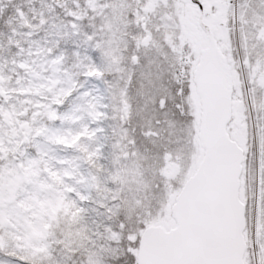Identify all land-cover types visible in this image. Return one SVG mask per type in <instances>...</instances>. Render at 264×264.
I'll list each match as a JSON object with an SVG mask.
<instances>
[{"label": "rangeland", "instance_id": "374dc122", "mask_svg": "<svg viewBox=\"0 0 264 264\" xmlns=\"http://www.w3.org/2000/svg\"><path fill=\"white\" fill-rule=\"evenodd\" d=\"M211 1L196 0L195 2H199L203 10L207 11L212 7ZM216 1H224V5L215 10L216 14L210 13V16L205 18V23L214 32L220 50L228 54V62L231 65L238 64L240 69L239 75L232 71L234 96L232 97V125L229 133L244 151L247 150L246 166L249 169L252 158L259 162L262 150L260 146L262 135H259L254 127L251 108L255 101V89L260 90L259 94L263 95L261 98L264 99V56L255 64L253 74H249L251 82L254 83L251 89L246 84L248 77L245 78L243 67L250 54L264 55V0ZM195 2L190 0H106L105 6H99L96 3L95 6L99 7L97 18L101 22L97 29L99 31L104 29L110 34L105 45L103 39L102 41L92 39L93 36L102 38L101 32L91 35L83 33L74 23H50L51 45L45 50V62L41 66L43 71L50 70V76L47 77V74H44L43 78L36 76L35 88L47 100L43 102L44 104L40 103L42 104L40 108L43 109L41 115L50 116L51 120L57 119L58 123L55 127L42 128L43 124L38 119L37 111H35L36 119L31 131L26 125L19 127L18 115L23 112L13 103V93H22L23 90L20 86H8L7 81L10 77L0 78V96L7 101L5 108H0V113L2 117L6 114L9 118L7 129L10 131V140L17 135V131L14 132V130H20L22 138L29 139L30 135L34 138L33 154L20 147L19 154L22 160L20 158L16 162H11L7 168L0 166V251L5 255L0 257H11L6 256V253L14 252L33 256L42 249L48 222L55 216L57 210L65 208L63 204L68 206L75 199L87 196L86 185L90 176L88 165L92 160H97L103 150L109 148L111 150V135L113 136L116 131L113 123L117 119L127 118L132 112L128 103L126 86L119 88L116 86L117 92L113 96L112 87L103 79L105 67L103 55L108 57L111 54L117 55L116 51L119 49H115L113 45L112 34L115 28H118V23L120 24L118 20H122L121 17L124 16L128 17L130 9L133 10L134 18L123 19L121 26L134 24L137 30L140 29V24L144 26L146 33L139 34L138 31L137 44H140L142 39V43L143 40H148L151 45L142 51L143 56L167 57V53L161 50L162 42L171 47L170 43L177 41V49L174 50L172 46L171 51L169 50L173 58L172 66L175 63L176 66L173 74L167 77L170 80L175 78L178 83L184 81L185 73H187L185 67L190 63L195 64L192 56L197 58L205 42L202 32L196 28L199 10ZM212 17L216 20L213 21ZM228 18L232 19L231 26L222 30L220 27L222 20L229 21ZM62 39H69L79 55L77 60L73 61L74 63L63 62L68 56L66 53L49 51ZM99 44L104 47L100 48L101 52L97 51ZM233 47L237 63L230 55ZM131 58L133 56L129 58L130 61ZM237 85L242 87V94ZM69 91L72 93L67 94ZM188 92L187 106L192 117L190 130L193 134L189 133L182 142H178L181 145L179 150L173 147L170 165L166 170V173L170 174L167 180L161 177L165 155H161L163 157L159 159L155 158L153 167L154 178H157V181H154V189L157 183L161 188L157 191V199L153 197L156 199V206L152 207V211H143L146 226L161 225L165 228L173 226L169 207L180 188L173 187V181L183 184L192 175L202 156V149L196 136L199 125V102L193 86L189 87ZM64 96L65 101L70 104L69 107H64L62 104ZM239 102H241V108L238 111L236 106ZM57 104L61 106V111L54 106ZM245 107L250 113L248 130L242 121L244 117L242 112ZM147 128L149 129V126ZM5 129L0 121V153L5 148V132H2ZM16 142V140L10 142V152L18 146L19 142ZM115 145L121 146V150L124 149L121 142ZM167 148L172 149V146ZM126 153L127 150L122 151L121 155L125 156ZM132 155L130 153L128 158ZM116 158V165H119V156ZM145 172L144 180L139 165L131 159L124 162V166L118 169L121 185L126 183V180L131 181V190L135 193L134 197L138 203H140L139 194L142 190H149L152 187L153 170L147 164H145ZM126 176H129V180ZM257 177L259 179L258 173L255 175L256 180H258ZM239 196L242 201L246 199L250 207L254 204L255 234L258 240L264 238L256 227L260 199L259 187L254 185L252 188L248 174L246 183H243L242 176L240 177ZM134 197L133 200H135ZM248 222L250 224L249 220ZM244 236L248 238L251 245L250 231L244 233ZM259 255L264 258L263 244L260 245V252L256 254L257 261ZM245 264H249L248 261L245 260Z\"/></svg>", "mask_w": 264, "mask_h": 264}, {"label": "trees", "instance_id": "16d2710c", "mask_svg": "<svg viewBox=\"0 0 264 264\" xmlns=\"http://www.w3.org/2000/svg\"><path fill=\"white\" fill-rule=\"evenodd\" d=\"M105 2L106 0H0V78L10 77L7 81L8 86H20L24 92L13 93V103L23 112L18 116L21 126L33 127L36 119L35 111L39 113L37 116L43 124L42 128L46 129L49 125L55 127L57 123V121H51L46 115H41L43 109L40 107L47 100L35 88L36 76L42 78L44 74H47V77L50 76V70L43 71L41 67L45 62V50L51 45L50 23H74L83 33L91 35L101 32L102 38L93 36L92 39L93 41L103 39L105 45L110 34L104 29L101 31L97 29L101 22L97 18L99 7L95 6L96 3L99 6H105ZM121 18L122 20H118L120 21L118 28L116 27L112 33L113 45L115 49H119L116 51L117 55L111 54L112 56L109 57L103 55L105 59L103 79L112 87L113 96L116 95L117 87L126 86L128 103L132 112L127 118L117 119L113 123L116 131L113 136L111 135V150L110 148L103 150L99 158L92 160L88 165L90 176L86 185L87 196L75 199L68 206L63 204L65 208L57 210L55 216L48 222L42 249L33 256L19 252L6 253V256L16 257L24 264H111V261L119 254L122 233L129 232V239H133L136 232L141 233L146 227L143 211H150L156 206L157 191L161 187L157 183L154 189V181H157V178H154L153 167L155 158L159 159L166 154L171 157L173 147L179 150L181 147L179 143L192 133L190 130L192 117L187 106L188 90L190 86H193L190 74L192 64L185 67L187 73H185L184 81L177 83L175 78L170 80L167 76L173 74L176 63L172 66L173 58L169 50L172 46L174 50L177 49V41L170 43L171 47L162 42L161 50L167 53V57L143 56L142 51L147 47L137 44V33L139 31V34H142L141 29L137 30L134 24L121 26L122 21L134 18L133 10L130 9L128 17ZM189 19L192 20L190 17ZM230 24L231 20L228 26ZM100 48H104L102 44H99L98 52L102 51ZM49 51L66 53L68 56L63 62L68 64L74 63L73 61H76L79 56L69 39L58 41ZM230 55L236 62L234 49H231ZM261 55L250 54L245 61L243 70L245 78L248 77L246 84L249 89L253 88L252 84H254L249 74H253L255 64L264 56ZM131 56H135V62L132 58L130 61ZM231 69L236 74H240L238 64L231 65ZM237 87L242 94V87L240 85ZM259 93H261L260 90L255 89L251 115L255 129L259 135H262L260 144L262 150L259 162L252 158L249 169L246 166V158L242 179L243 183H246L248 174L252 188L254 185L259 187L260 199L256 227L264 236V210L261 207V202L264 200V99ZM38 104L40 105L37 106ZM64 104L69 106L68 103ZM6 105L7 101L0 96V108L4 109ZM54 106L60 108L58 105ZM242 114L244 116L242 121L248 130L250 113L246 107ZM17 134H21V131L18 130ZM9 139V133L5 132L4 141ZM118 142L124 145L123 150L121 146L115 145ZM5 143L8 146V141ZM30 143L27 141V150L31 149ZM169 146H172V149L167 148ZM125 150H127L126 155H121ZM130 153L133 155L128 158ZM6 155V160L0 158V166L4 168L9 166L14 157L8 149H6ZM117 156H119V165H116ZM245 156H247V150H245ZM130 159L139 165L144 180L145 164L153 170L152 187L149 190H142L139 194L140 203L136 201L135 193H132L131 181L126 180V183L121 185L118 173V169ZM162 164L164 165V162ZM256 173L259 174L258 180L255 178ZM126 177L128 179L129 176ZM161 177L164 179L163 175ZM173 187L179 188L180 184L173 182ZM133 197L135 200L132 199ZM244 201L247 202L246 199ZM140 223H143L144 227L135 228L132 231L135 225ZM136 251L137 249L134 250L135 254ZM1 253L2 251L0 255H4ZM249 255L247 253L250 264ZM263 261L264 258L259 255L257 262L264 264Z\"/></svg>", "mask_w": 264, "mask_h": 264}, {"label": "water", "instance_id": "95a60500", "mask_svg": "<svg viewBox=\"0 0 264 264\" xmlns=\"http://www.w3.org/2000/svg\"><path fill=\"white\" fill-rule=\"evenodd\" d=\"M199 25L207 44L200 50L192 81L199 99L197 138L203 155L170 206L175 226L168 230L149 226L141 232L137 264H159L165 258L161 241L179 231L184 220L193 216L206 219L208 227L197 242L183 246L174 258L192 264H244L245 206L239 199L244 152L227 132L232 117L233 81L213 33L201 18ZM143 41L141 44L147 46L148 40ZM240 108L241 102L236 106L238 111ZM168 160L167 156L166 163Z\"/></svg>", "mask_w": 264, "mask_h": 264}, {"label": "snow or ice", "instance_id": "6c2138e0", "mask_svg": "<svg viewBox=\"0 0 264 264\" xmlns=\"http://www.w3.org/2000/svg\"><path fill=\"white\" fill-rule=\"evenodd\" d=\"M262 210H264V200L261 202ZM245 217L250 221V238L252 240L249 251L250 264H257L256 254L260 245L264 244V238L258 240L255 234L256 208L254 204L250 207L249 203L245 204ZM177 223H180L178 221ZM144 224L135 225V228H143ZM208 227V221L204 218L193 216L184 220L179 231L174 232L171 236L165 237L161 243V251L165 254V258L161 259L159 264H192V262L174 258L175 254L185 245L194 244L201 237L204 230ZM129 232H123L119 241V254L111 261V264H137V256L135 249L140 247L141 235L136 232L133 239L128 238ZM0 264H24L16 257H0Z\"/></svg>", "mask_w": 264, "mask_h": 264}, {"label": "flooded vegetation", "instance_id": "af4514ba", "mask_svg": "<svg viewBox=\"0 0 264 264\" xmlns=\"http://www.w3.org/2000/svg\"><path fill=\"white\" fill-rule=\"evenodd\" d=\"M196 4H197V8H198V13H200V11H201V13H202V17H204V18H207L208 16H210V13H211V15L212 14H216V9H218L220 6H222V5H224V1H216V0H212L211 1V6L212 7H210L207 11H204L203 10V8H202V6L200 5V3L199 2H195ZM194 16V15H193ZM196 16V15H195ZM194 16V17H195ZM198 16V15H197ZM212 20L213 21H215L216 19L214 18V17H212ZM212 21V22H213ZM226 21L227 20H225V19H223L222 20V24L220 25V27H221V29L222 30H225L226 29ZM205 44V43H204Z\"/></svg>", "mask_w": 264, "mask_h": 264}]
</instances>
